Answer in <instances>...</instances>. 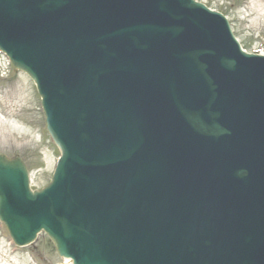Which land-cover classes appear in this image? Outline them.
Listing matches in <instances>:
<instances>
[{"label": "water", "instance_id": "1", "mask_svg": "<svg viewBox=\"0 0 264 264\" xmlns=\"http://www.w3.org/2000/svg\"><path fill=\"white\" fill-rule=\"evenodd\" d=\"M232 34L194 0H0V48L62 150L41 190L0 154L15 242L44 229L74 264H264V56Z\"/></svg>", "mask_w": 264, "mask_h": 264}, {"label": "rangeland", "instance_id": "2", "mask_svg": "<svg viewBox=\"0 0 264 264\" xmlns=\"http://www.w3.org/2000/svg\"><path fill=\"white\" fill-rule=\"evenodd\" d=\"M224 12L235 34L249 51L264 52V0H199ZM17 115V129L6 134L0 126V152L20 156L30 170L33 188L52 178L59 149L46 130L41 97L34 81L15 71L0 52V122ZM10 116V117H9ZM0 264H67L44 231L27 246H16L0 222ZM72 264V263H71Z\"/></svg>", "mask_w": 264, "mask_h": 264}, {"label": "bare ground", "instance_id": "3", "mask_svg": "<svg viewBox=\"0 0 264 264\" xmlns=\"http://www.w3.org/2000/svg\"><path fill=\"white\" fill-rule=\"evenodd\" d=\"M10 117V116H9ZM17 115L15 113L12 114L11 120L0 122L1 129L4 130L6 134H11V131H15L17 129V121H16ZM67 264L70 263L69 259H65Z\"/></svg>", "mask_w": 264, "mask_h": 264}]
</instances>
